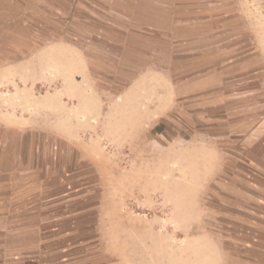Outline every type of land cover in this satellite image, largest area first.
<instances>
[{
    "label": "crops",
    "instance_id": "1",
    "mask_svg": "<svg viewBox=\"0 0 264 264\" xmlns=\"http://www.w3.org/2000/svg\"><path fill=\"white\" fill-rule=\"evenodd\" d=\"M21 1L0 0V264H103L105 250L90 236L92 208L76 202V192L89 185L75 186L73 163L71 170L59 165L65 154L73 161L76 149L79 158L90 159L85 143L76 142L72 115L60 135L63 93L42 95L28 88L44 78L20 67L25 62L19 58L12 72L17 58L12 48L27 47L26 34L13 44L11 33L27 30L25 20L15 18L36 14L25 4L17 12ZM52 1L50 9L59 16L74 17L83 8L84 31L91 30L94 15L100 30L114 26L130 33L131 63L140 65L134 67L130 93L146 88L139 95L147 101L144 110L163 116L179 111L208 124V139L185 143L189 152L195 148L210 156L211 177L226 173L228 193L244 197L233 207L242 214L234 223L245 227L230 237L243 240L242 253L229 250L228 262L264 264V88L252 85L253 79L259 81L250 68L258 43L253 27L236 13V0ZM73 24L72 19L66 30ZM67 46L74 51L73 43ZM69 99L74 101V92L67 91L62 106L73 113ZM143 104L134 109L142 110ZM224 144L227 154L220 148Z\"/></svg>",
    "mask_w": 264,
    "mask_h": 264
},
{
    "label": "rangeland",
    "instance_id": "2",
    "mask_svg": "<svg viewBox=\"0 0 264 264\" xmlns=\"http://www.w3.org/2000/svg\"><path fill=\"white\" fill-rule=\"evenodd\" d=\"M19 4L17 12L25 4L28 13L36 14L15 18L18 23L25 20L27 30L12 32L13 44L21 43L26 34L27 47L12 48L17 51L12 54L17 56L12 72L20 60L28 73L41 72L43 82L27 87H36L42 95L57 90L63 93V104L67 91L74 92V101H68L73 113H67L63 104L59 107V131L65 135L72 115L76 142L85 143L90 159L79 158L76 149L73 161L65 154L59 165L71 170L73 163L75 186L89 185L76 192L80 197L76 202L92 208L90 236L105 250L103 264H232L227 252L241 254L243 240L230 237L245 227L234 223L242 214L233 202L244 197L228 193L226 173L211 177L210 156L195 148L189 152L185 143L205 139L208 124L189 120L179 111L163 116L144 110L147 101L139 95H145L146 88L142 86L139 95L130 93L134 67L140 66L131 63L130 33L114 26L100 30L94 15L91 30L84 31L88 22L81 7L74 17H67L50 9L52 0ZM236 5L238 16L255 30L258 57L250 68L259 77L252 85L259 82L261 89L264 0H236ZM72 19L73 30L67 31ZM67 43L74 44V51ZM11 87H16L14 80ZM142 102V110L136 111ZM227 147L220 145L226 154ZM222 162L225 165L227 158Z\"/></svg>",
    "mask_w": 264,
    "mask_h": 264
}]
</instances>
